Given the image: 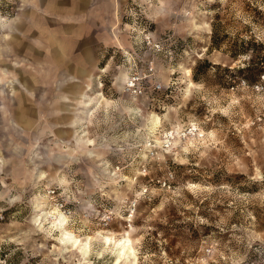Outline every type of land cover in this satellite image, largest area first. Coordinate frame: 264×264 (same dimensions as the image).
Wrapping results in <instances>:
<instances>
[{"label": "rangeland", "instance_id": "obj_1", "mask_svg": "<svg viewBox=\"0 0 264 264\" xmlns=\"http://www.w3.org/2000/svg\"><path fill=\"white\" fill-rule=\"evenodd\" d=\"M121 1L0 0V264H264V0Z\"/></svg>", "mask_w": 264, "mask_h": 264}, {"label": "crops", "instance_id": "obj_2", "mask_svg": "<svg viewBox=\"0 0 264 264\" xmlns=\"http://www.w3.org/2000/svg\"><path fill=\"white\" fill-rule=\"evenodd\" d=\"M44 1L45 0H43V2ZM76 2L79 5V7H81V11H82V13H79L81 11H79V9L76 10V12H78L77 16H76L78 20L80 18V14H81L82 17L85 16V14H86L85 10L88 7V5L91 7V9L93 11H97L96 7H98V3H100V8L99 9H100V12L102 13V16H103L104 12H107L108 14H110L112 16L111 18L113 19V22H115V17L116 16H114V15L116 13V9L119 8L118 4L119 3L121 4L122 1L121 0H76ZM40 7L42 8L43 5L41 4ZM70 8H73V6L70 7ZM69 13H70V11H69ZM103 18H104V16H103ZM56 44L58 46H56ZM52 47H53V55L54 56L62 55V53H64V49H63L62 44H61L60 41H57V40L54 39L53 42H52ZM90 60H91V58H89L87 61L90 62ZM60 62H62V60ZM77 72L78 73H85L86 69L79 68L77 70ZM24 121H27V120H24ZM28 125H29V123H28Z\"/></svg>", "mask_w": 264, "mask_h": 264}, {"label": "bare ground", "instance_id": "obj_3", "mask_svg": "<svg viewBox=\"0 0 264 264\" xmlns=\"http://www.w3.org/2000/svg\"><path fill=\"white\" fill-rule=\"evenodd\" d=\"M154 118L155 119L152 122V126L153 127H155V125L159 122V118H157V117H154ZM61 218L65 222L66 217L62 216ZM68 236L71 237V234H68ZM68 240H70L72 242L71 238H69ZM105 242H106V244L110 245L111 244V238L106 237L105 238ZM114 243H115V245H114L115 249L117 251L118 256L120 257V260H125V258H127L128 256L133 257L135 260L137 259L136 255H135V252H134V249H133V247L131 245V240L130 239H124V240L116 241Z\"/></svg>", "mask_w": 264, "mask_h": 264}, {"label": "trees", "instance_id": "obj_4", "mask_svg": "<svg viewBox=\"0 0 264 264\" xmlns=\"http://www.w3.org/2000/svg\"><path fill=\"white\" fill-rule=\"evenodd\" d=\"M243 41H244V39H243ZM211 43H212V47L214 48H220L221 47V45H220V41L215 37V35H212V41H211ZM244 44H243V46H242V48H240V49H231V50H229L230 52V57L232 58V59H236V58H238L239 56H242V55H245V54H247L248 53V51H249V46H248V44H249V41L248 42H246V41H244L243 42ZM202 64H210L207 60H203L202 61ZM252 66H246V68H242V71L243 72H245V70L246 69H248V68H251ZM229 71L231 70V68H227ZM261 75H264V70H260L259 71V76H261ZM193 78L194 79H197V75H196V72L194 71V75H193Z\"/></svg>", "mask_w": 264, "mask_h": 264}, {"label": "built area", "instance_id": "obj_5", "mask_svg": "<svg viewBox=\"0 0 264 264\" xmlns=\"http://www.w3.org/2000/svg\"><path fill=\"white\" fill-rule=\"evenodd\" d=\"M131 83H133V80H132V82H131ZM133 85H134V84H132V86H133ZM165 135H166V136H165L164 138H166V139H167V138L169 137V134H168V136H167V134H165ZM166 139H165V140H166ZM168 141H169V140H168Z\"/></svg>", "mask_w": 264, "mask_h": 264}, {"label": "water", "instance_id": "obj_6", "mask_svg": "<svg viewBox=\"0 0 264 264\" xmlns=\"http://www.w3.org/2000/svg\"><path fill=\"white\" fill-rule=\"evenodd\" d=\"M78 87H80V86H78ZM78 87H77V89H78Z\"/></svg>", "mask_w": 264, "mask_h": 264}]
</instances>
